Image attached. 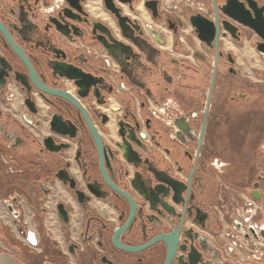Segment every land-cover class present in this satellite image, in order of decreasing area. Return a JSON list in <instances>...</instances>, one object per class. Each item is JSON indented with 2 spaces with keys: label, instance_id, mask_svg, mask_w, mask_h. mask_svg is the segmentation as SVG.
Masks as SVG:
<instances>
[{
  "label": "flooded vegetation",
  "instance_id": "1",
  "mask_svg": "<svg viewBox=\"0 0 264 264\" xmlns=\"http://www.w3.org/2000/svg\"><path fill=\"white\" fill-rule=\"evenodd\" d=\"M225 1L247 2L0 0V25L51 91L34 84L0 30V140L8 151L1 158L6 174L26 180L5 203L15 218L23 202L35 211L41 236L24 231L34 249L44 226L52 229L56 253L46 263L164 264L172 252L168 264H264V253L250 250L248 258L239 236L224 232L243 229V240L262 241L264 252V228L244 230L237 215L264 201V71L254 70L263 80L244 75L234 49L222 47L230 37L264 59V41L238 24L228 25L238 37L209 46L191 22L214 20ZM232 118L246 124V139L257 138L252 153L222 140ZM120 132L141 156L126 157ZM141 174L183 183L173 213L146 198ZM127 223L122 244L157 240L120 249L115 232Z\"/></svg>",
  "mask_w": 264,
  "mask_h": 264
},
{
  "label": "water",
  "instance_id": "2",
  "mask_svg": "<svg viewBox=\"0 0 264 264\" xmlns=\"http://www.w3.org/2000/svg\"><path fill=\"white\" fill-rule=\"evenodd\" d=\"M263 1L264 0H247L246 4L242 8L233 6L229 3V1H225L224 4H221L219 6V10H217V12L215 13V16L217 17H215L214 20L206 19V21L200 23L192 19L191 22L192 25L196 28L195 31L197 32L199 39L205 42L209 46H212L213 41L215 40L216 42L215 45L218 48L221 36L226 37L228 33H230L233 37H238L228 26L231 25L234 28H239L238 24L249 27L251 30L255 32V34L258 36L259 39L264 41V4H262ZM0 30L4 32L6 37L9 39L10 43L15 47V49H17L16 45L9 37L5 27L0 25ZM17 51L20 52V54L23 56L26 63L30 67L34 84L40 90L51 92L38 81V79L34 75V71L32 67L30 66L25 56L21 53V51L19 49H17ZM262 52L264 53V49H262ZM52 93H56V92H52ZM126 125L129 126L131 130H133L131 124L126 123ZM94 134L97 140H99L97 134L96 133ZM121 135L123 136L124 143H127L128 145L127 149H129V150L126 149L125 152L126 157L127 158L130 157L133 153L141 156L142 154L134 149L133 144L137 143L136 140L133 139L130 135H126V133H121ZM139 135L140 138L145 137L144 134H139ZM142 145L146 147L145 144ZM141 175H142L141 183L143 184L144 187H147V190L149 192L146 198L149 199V201L151 202H155L158 208L162 209L166 213L169 214L173 213L174 205L170 200H173L175 204H180L182 202L181 199L185 191V189L182 188L183 183L179 179H174V177L173 178L170 177V180H168L159 177L157 174H154V176H151V174H141ZM163 186L165 188H169V192H165L162 188ZM179 196L181 198H179ZM9 209L12 212H14V208L12 205L9 206ZM128 225L129 224L127 223L123 228H120L115 232L114 242L116 246L119 247L120 249H124L128 251H138L149 247L153 242L157 240V238H155L153 241L149 242L148 244L139 247H130L122 244L119 237L121 233L125 229H127ZM262 233L264 234V232ZM170 237L171 236H168L166 238L164 237L163 239L166 240ZM171 257H172V252H170L164 264H168Z\"/></svg>",
  "mask_w": 264,
  "mask_h": 264
},
{
  "label": "crops",
  "instance_id": "3",
  "mask_svg": "<svg viewBox=\"0 0 264 264\" xmlns=\"http://www.w3.org/2000/svg\"><path fill=\"white\" fill-rule=\"evenodd\" d=\"M256 41L257 38H254L253 43ZM222 47L225 50L234 49L244 75L254 80H263L254 72L255 69L264 71V59L254 46L248 45L245 50H238L234 47L232 39L227 37ZM5 144V139L0 140V264H48L47 254L56 253L52 241L57 238L52 229L48 225L44 226L45 231L42 233L46 239L42 240L44 241L42 247L34 249L26 242L24 231L35 230L41 236L35 221V211L23 202L18 207L21 216L15 218L5 203V200L16 191V186H22L26 181L22 176H10L5 173V164L1 158L8 154ZM47 236L51 240H48Z\"/></svg>",
  "mask_w": 264,
  "mask_h": 264
},
{
  "label": "rangeland",
  "instance_id": "4",
  "mask_svg": "<svg viewBox=\"0 0 264 264\" xmlns=\"http://www.w3.org/2000/svg\"><path fill=\"white\" fill-rule=\"evenodd\" d=\"M236 123H237L236 122V119L235 118H232L231 121H230L229 126H225V128L222 129V131H223L221 133L222 136H223L222 137V140H224V137H227L230 141L233 142V144H236L240 149H242L243 152H245V153H252L253 150H252L251 147L254 146L255 140L257 138L254 139V136H253V141L252 142L249 141L248 139H246L245 137H246V135L248 133L242 128L246 124L236 125ZM261 134H262V132H261ZM259 135H260V133H258L257 136H259ZM246 142H247V144H246ZM246 166H248V165H246ZM7 175H10L11 176V174H7ZM222 177H223V180L224 181H226L227 179H230L229 176L228 175H225V174H222ZM240 199H242L243 202H246V199L247 198L244 199V198H241L240 197ZM247 200H249V199H247ZM250 201H252V200H250ZM53 202H52L51 206H49V208H50L49 215L52 213V215L55 217L54 211H53ZM253 205H254V208L252 206V210H249L250 207H251V206H249V208H248L249 212L247 211L246 206L243 205L242 207H240L239 208V211L237 213L238 219L243 222V225L244 224L249 225V223H251V224L256 225L258 227L261 226V227L264 228V201L257 202V203H253ZM235 207H236V205L234 203L233 204V208L235 209ZM245 227L246 226L244 225V230H245ZM225 231H227V232H233L234 235L239 236V238L241 239L242 243L245 246L244 247V251L249 252V254H250V255H248V258L251 257L252 252H254V254L256 253L258 256H261V257L263 256L262 254L264 252H262L263 249L261 248V245H263L262 244V241H259V242L256 241L254 243L249 242V241H244L243 238H242V233H241L243 231V229H236L233 226H232V228H231V226H226L224 228V232ZM54 232L56 233V231H54ZM250 250H252V252ZM241 251H243V250H241Z\"/></svg>",
  "mask_w": 264,
  "mask_h": 264
},
{
  "label": "built area",
  "instance_id": "5",
  "mask_svg": "<svg viewBox=\"0 0 264 264\" xmlns=\"http://www.w3.org/2000/svg\"><path fill=\"white\" fill-rule=\"evenodd\" d=\"M233 247V245H231Z\"/></svg>",
  "mask_w": 264,
  "mask_h": 264
}]
</instances>
